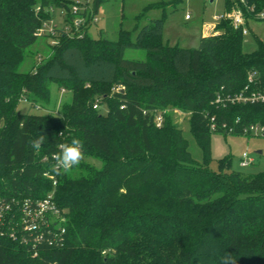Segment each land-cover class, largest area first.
<instances>
[{"label": "trees", "instance_id": "16d2710c", "mask_svg": "<svg viewBox=\"0 0 264 264\" xmlns=\"http://www.w3.org/2000/svg\"><path fill=\"white\" fill-rule=\"evenodd\" d=\"M104 1L94 0L96 12ZM70 2L0 0V198L45 197L54 188L50 172L66 218V232L54 243L34 247L0 234V264H221L225 255L236 264H264V170H234L228 157L213 169L212 134H242L210 126L212 116L220 123H264V103L216 102L219 93L244 89L251 71L258 81L250 87L264 88V41L256 34L258 48L246 51L245 35L229 19L196 48L165 42L164 18L147 22L135 40L124 29L111 40L92 38L89 27L57 28V42L22 71L43 38L37 29L54 17L48 8L70 9ZM224 4L225 11L237 5ZM248 4L254 6L253 12L243 7L252 32L250 21L259 22L264 0ZM128 49L146 56L129 59ZM54 83L73 94L60 115L20 110L21 101L46 108ZM172 108L191 114L202 162L193 158ZM157 111L165 112L162 127L154 123ZM40 134L47 138L36 152L31 142ZM74 137L83 142L84 158L57 174L52 155Z\"/></svg>", "mask_w": 264, "mask_h": 264}, {"label": "rangeland", "instance_id": "374dc122", "mask_svg": "<svg viewBox=\"0 0 264 264\" xmlns=\"http://www.w3.org/2000/svg\"><path fill=\"white\" fill-rule=\"evenodd\" d=\"M162 0H105L98 12L99 21L89 29V35L92 38L100 36L117 40L121 29L130 32L133 40L136 39L138 31L150 21V18H164L165 29L163 38L170 45H179L182 47H198V24L204 19L212 21L217 14L225 13L224 0H178L171 4L169 1L162 7L146 9L150 3ZM57 12V23H63ZM192 15L191 20L186 19V14ZM255 25H257L255 27ZM252 26V25H251ZM254 28V29H253ZM253 31L245 36L244 49L254 51L258 48L256 34L264 41V24L253 23ZM49 40L39 38L38 42L32 47L33 53H29L22 66V71H28L40 62L42 53L48 51ZM36 53V54H35ZM125 56L129 59L142 60L146 56L143 49H128ZM73 94L71 91H63L54 83L51 88V98L46 108L30 107L26 101H21L19 108L23 112L46 113L49 110L55 111L57 115L61 114V108L65 103L71 102ZM105 112L106 107L102 106ZM173 121L183 130L184 136L189 140L190 151L197 162L203 161V154L195 138L190 131L191 114L180 108L169 110ZM262 150V152H259ZM248 153L254 157V164L248 167L240 165V158ZM211 167L218 168L219 161L223 158H230L231 167L234 170L243 173L256 172L264 170V137L232 135L223 133H213L211 137ZM89 161L100 166L98 160L89 158Z\"/></svg>", "mask_w": 264, "mask_h": 264}, {"label": "built area", "instance_id": "2783aa9c", "mask_svg": "<svg viewBox=\"0 0 264 264\" xmlns=\"http://www.w3.org/2000/svg\"><path fill=\"white\" fill-rule=\"evenodd\" d=\"M70 1V9L50 6L48 11L54 13V17L44 20L42 25L37 29V34L40 37H47L51 44L57 42V28H61L67 33H75L85 27H89L90 29L99 21L98 12L94 9V0ZM235 1L237 5L231 11H225L222 15L217 14L214 16V19L217 22L222 19H229L233 27L241 30L246 36L251 30L243 7H246L248 12H253L254 6L249 5L248 0ZM40 8L38 6L37 10H40ZM57 12H59L58 15L63 21L60 25L57 23ZM255 17L259 22L264 24V9L257 12ZM186 18H191L190 13L186 14ZM257 81L258 72L251 71L248 75L249 83L244 89L225 96L219 93L216 97V102L223 106L230 104L264 103V88L256 89L250 87V85L256 84ZM94 108H99V102H95ZM164 113L163 111L156 112L154 123L157 127L163 126L165 121ZM210 126L213 131L223 130L229 133H241L245 136L264 137V123L260 122L244 123L237 118L233 124H229L225 120L220 123L216 116H212L210 118ZM48 159L49 157L45 156L44 160ZM254 162V157L248 153H245L240 158V165L242 167H248ZM45 174L53 179L54 186L53 190L45 197L37 199L25 198L23 200L0 198V234L7 233L10 237L14 239L19 238L22 242L32 244L34 247L43 241L54 243L56 240L59 241V239L63 238L61 235H64L66 232L64 227L66 218L55 200L57 178L50 172H46Z\"/></svg>", "mask_w": 264, "mask_h": 264}, {"label": "clouds", "instance_id": "9594fccd", "mask_svg": "<svg viewBox=\"0 0 264 264\" xmlns=\"http://www.w3.org/2000/svg\"><path fill=\"white\" fill-rule=\"evenodd\" d=\"M46 138L45 135L40 134L34 139L31 142L33 150L39 152ZM83 148L82 140L76 137L72 138L70 143H61L59 151L54 153L52 157L55 161L53 171L57 174L66 173L73 167L78 166L84 158ZM221 264H236V260L231 255H225L221 257Z\"/></svg>", "mask_w": 264, "mask_h": 264}, {"label": "crops", "instance_id": "0c3cea01", "mask_svg": "<svg viewBox=\"0 0 264 264\" xmlns=\"http://www.w3.org/2000/svg\"><path fill=\"white\" fill-rule=\"evenodd\" d=\"M213 1H216V0H213ZM212 1V2H213ZM157 2H168V1H157ZM157 2H153V3H157ZM151 4V3H150ZM192 15H191V18L187 19V20H191L192 19ZM151 19H154V18H150ZM253 23H260L262 24V22H253ZM253 23L251 22V25L253 27ZM217 24L218 22L214 19V17L212 18V21H205L204 19H202L200 21V24H198V28L197 30L199 31V34H198V42H200V39L202 37H205V36H209V35H213V34H216L218 33L219 31L217 30ZM257 25H255L256 27ZM257 28V27H256ZM165 29V28H164ZM254 29V28H253ZM199 44V43H198ZM178 45V44H177ZM186 48H189V47H186ZM63 90V89H62ZM65 91V90H63ZM259 152H262V150H259Z\"/></svg>", "mask_w": 264, "mask_h": 264}, {"label": "water", "instance_id": "95a60500", "mask_svg": "<svg viewBox=\"0 0 264 264\" xmlns=\"http://www.w3.org/2000/svg\"><path fill=\"white\" fill-rule=\"evenodd\" d=\"M211 1H213V0H211Z\"/></svg>", "mask_w": 264, "mask_h": 264}]
</instances>
